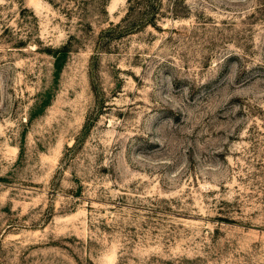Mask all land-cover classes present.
<instances>
[{
    "label": "rangeland",
    "instance_id": "1",
    "mask_svg": "<svg viewBox=\"0 0 264 264\" xmlns=\"http://www.w3.org/2000/svg\"><path fill=\"white\" fill-rule=\"evenodd\" d=\"M82 1L0 0V264H264V0Z\"/></svg>",
    "mask_w": 264,
    "mask_h": 264
},
{
    "label": "trees",
    "instance_id": "2",
    "mask_svg": "<svg viewBox=\"0 0 264 264\" xmlns=\"http://www.w3.org/2000/svg\"><path fill=\"white\" fill-rule=\"evenodd\" d=\"M185 0H169L167 6H164L162 0H128L129 6L124 18L117 24L111 25L102 34L105 43L107 44L114 38L132 33L141 27L152 25L157 27L159 20L165 16L180 17L178 10L179 5ZM88 0H83L78 7L85 9ZM103 44L102 46H106Z\"/></svg>",
    "mask_w": 264,
    "mask_h": 264
}]
</instances>
